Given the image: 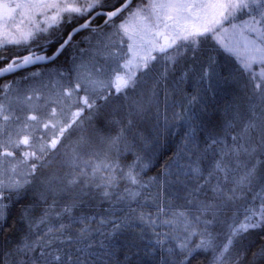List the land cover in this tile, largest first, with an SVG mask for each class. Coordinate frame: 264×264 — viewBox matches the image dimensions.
I'll use <instances>...</instances> for the list:
<instances>
[{
    "label": "snow or ice",
    "instance_id": "1",
    "mask_svg": "<svg viewBox=\"0 0 264 264\" xmlns=\"http://www.w3.org/2000/svg\"><path fill=\"white\" fill-rule=\"evenodd\" d=\"M0 80V264H264V0H0Z\"/></svg>",
    "mask_w": 264,
    "mask_h": 264
},
{
    "label": "trees",
    "instance_id": "2",
    "mask_svg": "<svg viewBox=\"0 0 264 264\" xmlns=\"http://www.w3.org/2000/svg\"><path fill=\"white\" fill-rule=\"evenodd\" d=\"M87 33H85L86 35ZM10 78H14L9 76ZM3 80L0 81V83ZM189 91H191V87L188 88ZM163 94H161L162 96ZM163 111V110H162ZM181 133L179 132L178 128L172 130V134L170 135H161L159 145L155 149V158H154V167H152L147 175L148 176H154L157 174L158 171H160L165 163V161L168 159L169 156L172 155L173 151H175V146L180 140ZM107 207V205H105Z\"/></svg>",
    "mask_w": 264,
    "mask_h": 264
},
{
    "label": "rangeland",
    "instance_id": "3",
    "mask_svg": "<svg viewBox=\"0 0 264 264\" xmlns=\"http://www.w3.org/2000/svg\"><path fill=\"white\" fill-rule=\"evenodd\" d=\"M161 100H163V95L161 96ZM164 109L163 103L161 104V111Z\"/></svg>",
    "mask_w": 264,
    "mask_h": 264
},
{
    "label": "flooded vegetation",
    "instance_id": "4",
    "mask_svg": "<svg viewBox=\"0 0 264 264\" xmlns=\"http://www.w3.org/2000/svg\"><path fill=\"white\" fill-rule=\"evenodd\" d=\"M76 39H80V37H77ZM8 79H12V78L8 77ZM0 81H1V80H0ZM1 83H3V81H2Z\"/></svg>",
    "mask_w": 264,
    "mask_h": 264
}]
</instances>
